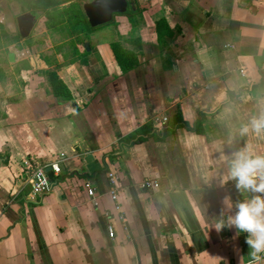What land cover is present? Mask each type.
Returning a JSON list of instances; mask_svg holds the SVG:
<instances>
[{"label":"crops","instance_id":"1","mask_svg":"<svg viewBox=\"0 0 264 264\" xmlns=\"http://www.w3.org/2000/svg\"><path fill=\"white\" fill-rule=\"evenodd\" d=\"M135 1L134 24L119 21L113 30L117 42L132 36L133 69L121 72L112 41L99 40L84 68L60 73L70 100L31 83L20 100L0 103V264H237L247 257L245 234L227 227L218 234L214 225L252 195L225 182L228 160L245 145L264 154V136L240 135L264 111V0ZM159 19L167 24L160 40ZM178 109L194 130L170 131ZM130 136L142 139L121 141ZM27 160L60 169L35 202ZM110 171L119 176L125 218H111L112 239ZM145 179L159 187L140 189Z\"/></svg>","mask_w":264,"mask_h":264},{"label":"rangeland","instance_id":"2","mask_svg":"<svg viewBox=\"0 0 264 264\" xmlns=\"http://www.w3.org/2000/svg\"><path fill=\"white\" fill-rule=\"evenodd\" d=\"M57 1V0H56ZM61 1L57 8H67L76 4L82 9L84 3L91 0H58ZM134 5L138 6L135 0ZM33 3L26 6L18 0H0V21L3 19L4 30L0 28V103L2 101L20 100L23 89L33 84H40L51 94L48 74L55 72L59 78L67 68H84L71 52V36L64 28L51 29L43 20L45 13L35 12ZM26 12L36 13L37 20L29 37L22 39L16 24L17 16ZM130 10H127V14ZM126 14V13H125ZM129 21L126 15H115L113 22L92 28L87 38H82V44H89V53L97 49L98 42L109 39L120 45L123 49L128 47L130 38H123L122 42L115 41L113 30L118 22ZM130 36V34H129ZM106 51V50H105ZM13 54V62L9 55ZM88 60V56H87ZM65 77V76H64ZM53 94V93H52ZM54 96V95H53ZM63 100V98H59Z\"/></svg>","mask_w":264,"mask_h":264},{"label":"clouds","instance_id":"3","mask_svg":"<svg viewBox=\"0 0 264 264\" xmlns=\"http://www.w3.org/2000/svg\"><path fill=\"white\" fill-rule=\"evenodd\" d=\"M249 133L264 136V111L240 128L241 136ZM228 165L225 182L234 181L238 191L252 195L234 205L233 215L219 219L214 231L219 234L227 227L234 228L236 235L245 234L249 251L247 257L237 258V264H260L264 254V154L245 145L233 154Z\"/></svg>","mask_w":264,"mask_h":264},{"label":"trees","instance_id":"4","mask_svg":"<svg viewBox=\"0 0 264 264\" xmlns=\"http://www.w3.org/2000/svg\"><path fill=\"white\" fill-rule=\"evenodd\" d=\"M18 2L26 6L30 5V3H33L32 9L35 12L41 11L45 13L43 16V20L46 22L48 28H64L67 31L68 35L71 36L70 45L72 55L75 58L79 59V63L81 65L87 64V56L89 55V52H86V50L84 49L82 38H87L92 31V28L88 24V21L81 8H79L76 4L67 8H57L60 4H62V2L58 0H18ZM128 9L130 10V13L127 14L126 11V14L124 13L120 15H126L129 19V22L134 24L136 17L140 14V8L139 6L135 5V10H132L130 6L128 7ZM0 17L2 18L1 13ZM113 19L111 22H113ZM0 28L4 30L3 19L0 21ZM166 29V21L164 19H159L156 22V34L158 40L162 39L166 35ZM110 48L121 72L126 73L137 65L135 54L130 50L123 49L115 42H112L110 44ZM48 79L51 91L55 97L67 100L71 99V95L66 84L59 78V76L55 72H50L48 74ZM172 120V127L170 129L171 132L178 128L194 130L193 127H191L186 121L183 120L180 109L175 112ZM146 129L147 127L145 128V130ZM198 131L201 132L200 129H198ZM141 139V137L136 138L135 136H130L122 139L121 141L126 145H130L141 141Z\"/></svg>","mask_w":264,"mask_h":264},{"label":"built area","instance_id":"5","mask_svg":"<svg viewBox=\"0 0 264 264\" xmlns=\"http://www.w3.org/2000/svg\"><path fill=\"white\" fill-rule=\"evenodd\" d=\"M242 76H245L243 71H240ZM163 122L167 121V118L162 119ZM51 167V172L53 175L59 174L60 169L57 164L50 165H39L33 160H27L25 162V169L29 176V183L31 185V191L28 196V200L31 202L37 201V199L43 197L49 192L51 183L47 176L46 168ZM108 182L110 185V189L108 195L113 202V210L116 215L108 216L109 221L107 223L106 229L108 236L112 239L115 235V230L113 223L111 222V218L114 217L116 220L121 222L122 224L125 222V218L122 215V208L119 202V176L116 172H108L107 173ZM87 193L89 196H93V190L87 185ZM140 189L142 190H155L159 187V182L157 180L145 179L139 184Z\"/></svg>","mask_w":264,"mask_h":264},{"label":"water","instance_id":"6","mask_svg":"<svg viewBox=\"0 0 264 264\" xmlns=\"http://www.w3.org/2000/svg\"><path fill=\"white\" fill-rule=\"evenodd\" d=\"M135 10L133 0H91L84 3L82 10L91 28H96L112 21L113 16L117 14H124L128 7ZM37 20V15L26 12L17 17L16 23L19 35L22 39L29 37ZM84 49L89 52V44L84 43ZM9 60L13 62V54L9 55ZM49 180L53 179L51 167L46 168Z\"/></svg>","mask_w":264,"mask_h":264},{"label":"flooded vegetation","instance_id":"7","mask_svg":"<svg viewBox=\"0 0 264 264\" xmlns=\"http://www.w3.org/2000/svg\"><path fill=\"white\" fill-rule=\"evenodd\" d=\"M32 14H36L35 12L34 13H32ZM22 15V14H21ZM20 16V15H19ZM18 17V16H17ZM114 17V16H113ZM17 19V18H16ZM17 24V23H16ZM19 33V32H18Z\"/></svg>","mask_w":264,"mask_h":264}]
</instances>
